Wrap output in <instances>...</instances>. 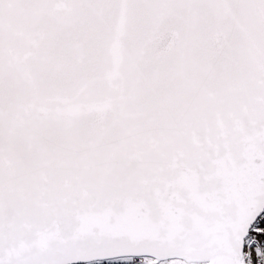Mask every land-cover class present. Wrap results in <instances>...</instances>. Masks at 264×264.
I'll return each mask as SVG.
<instances>
[{
    "label": "snow or ice",
    "instance_id": "obj_1",
    "mask_svg": "<svg viewBox=\"0 0 264 264\" xmlns=\"http://www.w3.org/2000/svg\"><path fill=\"white\" fill-rule=\"evenodd\" d=\"M0 264H264V0H0Z\"/></svg>",
    "mask_w": 264,
    "mask_h": 264
}]
</instances>
